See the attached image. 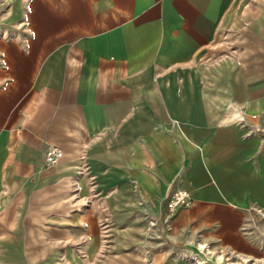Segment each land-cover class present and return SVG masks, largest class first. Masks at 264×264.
Listing matches in <instances>:
<instances>
[{
	"label": "crops",
	"instance_id": "0c3cea01",
	"mask_svg": "<svg viewBox=\"0 0 264 264\" xmlns=\"http://www.w3.org/2000/svg\"><path fill=\"white\" fill-rule=\"evenodd\" d=\"M261 213L264 0H0V264L262 258Z\"/></svg>",
	"mask_w": 264,
	"mask_h": 264
},
{
	"label": "built area",
	"instance_id": "2783aa9c",
	"mask_svg": "<svg viewBox=\"0 0 264 264\" xmlns=\"http://www.w3.org/2000/svg\"><path fill=\"white\" fill-rule=\"evenodd\" d=\"M85 148V147H83ZM64 157V153L61 149L57 147H51L47 150L45 154V161L48 166H54L59 163ZM191 202L189 194L185 190L175 191L167 203V215L164 218V222L167 223L168 217L180 206H188ZM154 227L155 224L151 223ZM235 256V255H233Z\"/></svg>",
	"mask_w": 264,
	"mask_h": 264
},
{
	"label": "rangeland",
	"instance_id": "374dc122",
	"mask_svg": "<svg viewBox=\"0 0 264 264\" xmlns=\"http://www.w3.org/2000/svg\"><path fill=\"white\" fill-rule=\"evenodd\" d=\"M160 238L161 237H159V236H157L156 234L153 236V239L154 240H160ZM263 238H264V236H263ZM218 252H222V251H218ZM192 254V256H196L197 258H198V260H200V261H202L204 264H212V263H215L214 262V259L212 258V256H213V254L212 253H210L211 255H204V254H197V255H195V254H193V253H191ZM225 255V257L226 258H230L231 260H239L238 258H236L237 257V255H236V257L235 256H233V255H231V254H228V253H224ZM264 256V255H263ZM263 256H261L262 258H263ZM145 257H146V259H147V261H149V263L151 264L152 263V257H151V254L150 253H146L145 254ZM170 259H175V258H177V259H181V260H183V261H185V262H189V264H191L190 263V259L187 257V255H180V253L178 252V253H170V257H169ZM255 259H261V258H252V259H246L249 263H253L254 261H255Z\"/></svg>",
	"mask_w": 264,
	"mask_h": 264
},
{
	"label": "bare ground",
	"instance_id": "6f19581e",
	"mask_svg": "<svg viewBox=\"0 0 264 264\" xmlns=\"http://www.w3.org/2000/svg\"><path fill=\"white\" fill-rule=\"evenodd\" d=\"M200 249H201L200 251H203V252H200L199 254L211 255L208 250L206 251L202 250L203 249L202 247H200ZM212 258L214 259V262H215L212 264H264V256L261 259H255L253 263H249L246 259H239V260L234 261V260L224 257L221 254L212 256ZM190 263L191 264H204L202 261L198 260L196 256H192V255H190Z\"/></svg>",
	"mask_w": 264,
	"mask_h": 264
}]
</instances>
